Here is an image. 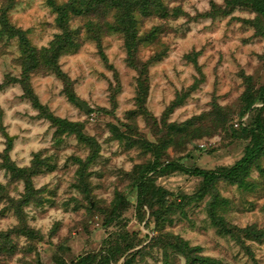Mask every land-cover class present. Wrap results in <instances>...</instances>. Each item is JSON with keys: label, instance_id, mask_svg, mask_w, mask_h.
Listing matches in <instances>:
<instances>
[{"label": "rangeland", "instance_id": "obj_1", "mask_svg": "<svg viewBox=\"0 0 264 264\" xmlns=\"http://www.w3.org/2000/svg\"><path fill=\"white\" fill-rule=\"evenodd\" d=\"M228 1L163 0L167 16L137 14L139 34L154 38L131 56L121 33L98 42L86 18L73 17L79 46L61 53L64 76L40 67L29 77L44 109L18 82L20 41L0 21V264L99 261L107 250L111 264H264V155L237 182L211 187L179 170L150 174L168 193L138 207L141 169L154 154L135 140L159 144L165 163L203 170L233 166L251 142L243 129L255 112L244 107L264 86V16ZM3 10L38 50L61 32L50 0H0V18ZM44 112L76 123L85 139L57 133ZM2 155L29 168L31 191Z\"/></svg>", "mask_w": 264, "mask_h": 264}, {"label": "trees", "instance_id": "obj_2", "mask_svg": "<svg viewBox=\"0 0 264 264\" xmlns=\"http://www.w3.org/2000/svg\"><path fill=\"white\" fill-rule=\"evenodd\" d=\"M50 4L57 13L56 23L61 32L55 35L48 48H43L41 50L29 44L25 32L9 24L5 15L6 10H3L0 18L3 25L2 33L8 34L11 38L15 36L19 38L22 52L20 63L23 67V72L18 82L22 85L26 96L40 109L44 108L40 106L32 93L29 77L31 73L36 72L40 67L45 70H50L59 76H64L58 65V59L62 52L72 48H78L79 46L76 35L70 28V21L73 17L86 18V33L89 38L97 40L98 42L100 41L99 36L103 32L108 33L110 31H115L121 33L125 38L129 56H131V54L135 52L136 45L142 41H146L147 38H154L153 32L145 36L139 34L137 14L148 16L150 11L152 13L159 11L163 13L162 17H165L169 12L163 0H70L64 4H58L54 0H50ZM228 5L231 8L237 5H245L264 16V0H229ZM111 12L114 13L113 22L107 19V15ZM66 82H68V80H66ZM144 83L146 84V79L140 82L141 87ZM68 95L72 100L76 98L71 90H68ZM145 97L146 95L141 92V95L138 97V106L139 111L147 115L148 113L143 106ZM257 101L259 104L262 103V105L257 106ZM257 101L249 98L246 101L244 110L251 109L255 112L249 126L243 129L244 133L250 137L251 142L246 147L243 157L231 167H221L216 170H203L198 167L194 169L184 168L176 162L165 163L161 161V146L159 144L144 139L135 140L134 142L139 143L143 149L154 154L153 162L144 166L139 176L137 184L139 209H143L144 203L152 206V200L154 198H158V201L161 202L168 193L164 188L155 185V180L150 174L163 175L179 170L201 177L206 187H211L216 181L222 179L232 183L241 179L243 174L264 155V86L259 93ZM44 111H46V109ZM44 115L51 121L53 126L57 127V133H76L78 138L82 140L85 139L76 123L54 117L47 112H44ZM125 138L129 139L127 137ZM2 158L4 161L3 167L15 177L23 178L26 181L28 191H31L30 176L32 172L29 168L17 167L15 163L10 160L8 155H2ZM213 221L220 227H225V225H223L224 222L216 216H214ZM224 231L226 230L224 229ZM252 233H255V230L252 229ZM256 235V238L260 239L262 232ZM181 246L182 248L183 246L188 248L184 243H182ZM116 251H118V249H116ZM115 256V253L110 254L109 250H107V254L99 256V261H97L98 256L95 258L83 256L73 261L72 264H111ZM212 263H215V261ZM124 264H130V261H126ZM215 264H217V262Z\"/></svg>", "mask_w": 264, "mask_h": 264}, {"label": "water", "instance_id": "obj_3", "mask_svg": "<svg viewBox=\"0 0 264 264\" xmlns=\"http://www.w3.org/2000/svg\"><path fill=\"white\" fill-rule=\"evenodd\" d=\"M78 104L85 110V111H89L90 110V107L87 105V104H85L84 102H82V101H78ZM8 139L9 140H12V138L11 137H8Z\"/></svg>", "mask_w": 264, "mask_h": 264}]
</instances>
